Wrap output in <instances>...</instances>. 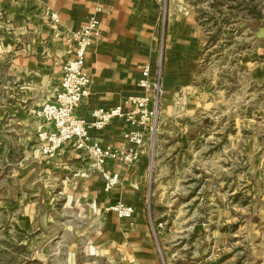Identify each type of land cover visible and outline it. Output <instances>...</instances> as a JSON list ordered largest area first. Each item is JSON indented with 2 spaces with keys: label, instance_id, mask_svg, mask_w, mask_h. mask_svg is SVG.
Returning a JSON list of instances; mask_svg holds the SVG:
<instances>
[{
  "label": "crops",
  "instance_id": "obj_1",
  "mask_svg": "<svg viewBox=\"0 0 264 264\" xmlns=\"http://www.w3.org/2000/svg\"><path fill=\"white\" fill-rule=\"evenodd\" d=\"M161 6L162 0H0V264H76V248L83 240L87 243L83 264H157L145 212V186L135 189L147 177L148 149L136 167L105 163L104 171L120 177L119 185L106 191L101 170L91 169V162L73 149L38 160L32 145L43 125L35 111L55 101L63 78L68 59L63 36L78 31L93 16L100 21L101 38L89 49L85 64L91 95L77 113L91 121L93 110L114 108L143 93L138 83L144 66L155 68ZM98 7L103 12H97ZM51 13L59 16V26L53 25ZM167 27L157 136L174 125L183 127L178 119L214 108L212 93L199 90L191 80L202 78L196 75L200 56L196 41L201 35L197 24L185 14H175ZM257 55L264 56V49ZM263 66L254 71L259 79ZM131 129L116 119L91 134L94 142L115 149L126 146L124 135ZM53 177L61 179L64 207L77 213L74 219L81 227L56 220ZM17 187L31 191L11 196ZM118 202L134 207L131 220L107 211ZM69 232L75 241L64 245L61 237ZM61 253L65 256L59 258Z\"/></svg>",
  "mask_w": 264,
  "mask_h": 264
},
{
  "label": "rangeland",
  "instance_id": "obj_2",
  "mask_svg": "<svg viewBox=\"0 0 264 264\" xmlns=\"http://www.w3.org/2000/svg\"><path fill=\"white\" fill-rule=\"evenodd\" d=\"M175 14L192 19L201 33L196 75L202 78L191 80L212 93L214 108L178 119L183 127L174 125L148 149L147 177L139 189L145 186L155 260L264 264V76L254 74L264 65V56L257 55L264 49V38H258L264 29V0H162L154 67H161L163 77L167 26ZM41 109L35 111L37 119ZM36 146L35 135L32 151ZM60 182L53 177L56 220L81 227L74 219L77 213L64 207ZM14 189L11 196L31 191ZM69 233L61 237L64 245L75 241ZM79 243L74 258L83 264L87 243Z\"/></svg>",
  "mask_w": 264,
  "mask_h": 264
},
{
  "label": "built area",
  "instance_id": "obj_3",
  "mask_svg": "<svg viewBox=\"0 0 264 264\" xmlns=\"http://www.w3.org/2000/svg\"><path fill=\"white\" fill-rule=\"evenodd\" d=\"M97 12H103V9L98 7ZM50 19L53 25L61 23L56 13H51ZM63 38L68 45V59L63 65V78L55 101L46 103L37 112L43 125L36 135L33 157L53 159L62 150L71 148L91 162V169L101 170L106 191H111L119 185L120 177L104 171L105 163L113 161L132 166L140 161L146 149L155 145L164 96L163 71L161 67L144 66L138 83L143 90L141 95L130 96L114 108L95 109L88 121L77 113L91 95L92 81L85 71V64L89 49L101 38L100 21L93 16L78 31L67 33ZM116 119H122L132 127L124 135L126 146L104 148L94 142L91 131H102ZM2 158L0 150V163ZM135 189L139 187L135 186ZM107 211L114 212L122 220H131L135 213L134 207L123 202L111 205Z\"/></svg>",
  "mask_w": 264,
  "mask_h": 264
},
{
  "label": "water",
  "instance_id": "obj_4",
  "mask_svg": "<svg viewBox=\"0 0 264 264\" xmlns=\"http://www.w3.org/2000/svg\"><path fill=\"white\" fill-rule=\"evenodd\" d=\"M258 38H259V39H263V38H264V29H261V30L259 31V33H258ZM182 142H183L184 144L187 143L186 137H183Z\"/></svg>",
  "mask_w": 264,
  "mask_h": 264
},
{
  "label": "trees",
  "instance_id": "obj_5",
  "mask_svg": "<svg viewBox=\"0 0 264 264\" xmlns=\"http://www.w3.org/2000/svg\"><path fill=\"white\" fill-rule=\"evenodd\" d=\"M254 17L256 16V15H253Z\"/></svg>",
  "mask_w": 264,
  "mask_h": 264
}]
</instances>
